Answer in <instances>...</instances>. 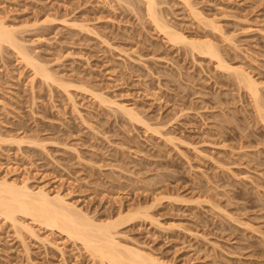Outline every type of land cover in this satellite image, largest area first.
Masks as SVG:
<instances>
[{
	"label": "rangeland",
	"instance_id": "1",
	"mask_svg": "<svg viewBox=\"0 0 264 264\" xmlns=\"http://www.w3.org/2000/svg\"><path fill=\"white\" fill-rule=\"evenodd\" d=\"M156 1L264 101V0H187L198 21L180 0ZM0 18L71 86L41 81L0 45V178L58 193L95 221L141 208L116 239L165 264H264V123L231 72L156 32L138 0H0ZM23 224L32 233L0 217V264H101Z\"/></svg>",
	"mask_w": 264,
	"mask_h": 264
},
{
	"label": "bare ground",
	"instance_id": "2",
	"mask_svg": "<svg viewBox=\"0 0 264 264\" xmlns=\"http://www.w3.org/2000/svg\"><path fill=\"white\" fill-rule=\"evenodd\" d=\"M138 1L142 2L146 18L153 25V29L156 32L164 35L172 44L183 43L187 45L190 51L207 57L215 64V67L222 69V71L231 72L232 77H234L233 79L236 81L235 83L238 85L237 87L242 89V91L244 90L253 115H255L260 123H264V101L260 97L256 81L248 73L228 65L220 56L215 46L216 44H213L209 39H188L183 34L172 29L159 15L156 9V0ZM180 1L189 9L192 17L198 21L200 15L190 7L188 1ZM127 3L128 5L130 4L129 2ZM208 25L213 32L220 33L218 26L213 25L210 21ZM14 31L0 18V45L4 44L6 48L9 47L16 57L20 58L25 65L29 66L41 78V81L43 80L45 83L51 85L54 84L66 91V87L68 88L70 85H66L68 83L62 84L63 82L61 83L58 79H55L41 63L34 60L27 53L25 45L20 43L22 41L16 38ZM93 97L98 98L101 102L103 101V104L108 102V104L115 105L129 120L131 119L136 123L141 122L133 110L114 101H109L101 94L94 95ZM140 209L137 208L124 215L122 212H118L115 218L95 221L80 209L67 203L58 193L50 196L43 188L32 191L25 183L17 185L14 182L0 178V217L2 220L9 222L12 227L18 226L19 233L21 232L20 229L32 233L30 227H28L29 225L23 224V220L25 219L29 220L32 224L35 223L38 226L57 231L70 240L78 242L88 254L92 255V258H97L101 264H165L136 248L124 246L116 239V229L121 222H125V219L126 221L129 220L133 216L137 218L145 216V212Z\"/></svg>",
	"mask_w": 264,
	"mask_h": 264
}]
</instances>
